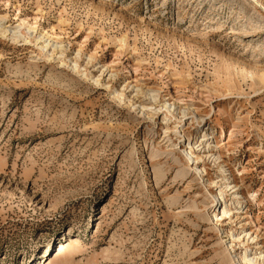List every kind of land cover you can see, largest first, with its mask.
Here are the masks:
<instances>
[{
	"label": "rangeland",
	"instance_id": "rangeland-1",
	"mask_svg": "<svg viewBox=\"0 0 264 264\" xmlns=\"http://www.w3.org/2000/svg\"><path fill=\"white\" fill-rule=\"evenodd\" d=\"M231 249L264 264V0H0V264Z\"/></svg>",
	"mask_w": 264,
	"mask_h": 264
},
{
	"label": "bare ground",
	"instance_id": "bare-ground-1",
	"mask_svg": "<svg viewBox=\"0 0 264 264\" xmlns=\"http://www.w3.org/2000/svg\"><path fill=\"white\" fill-rule=\"evenodd\" d=\"M189 144H190L189 148L187 146H185V148L182 149V152L184 153V155L188 159V161H190L192 170L197 171L198 173H200V172H202V170L199 167L200 158H199V156L196 155V153L194 151V148H193L192 142H191V137H190ZM216 198H218V200L222 201V203L226 204V200H225V198L223 196V193H221V191H220V194L218 196L216 195ZM231 251H232V249H231ZM232 256H233L234 262H236L237 264H241L242 260L238 256V254H236L234 251H232Z\"/></svg>",
	"mask_w": 264,
	"mask_h": 264
}]
</instances>
